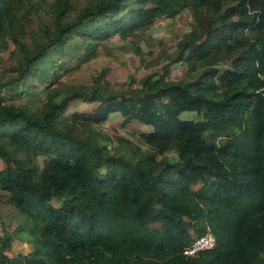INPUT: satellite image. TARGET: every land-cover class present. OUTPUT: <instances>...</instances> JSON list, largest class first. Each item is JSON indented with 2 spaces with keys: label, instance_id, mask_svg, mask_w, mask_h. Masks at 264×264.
I'll use <instances>...</instances> for the list:
<instances>
[{
  "label": "trees",
  "instance_id": "trees-1",
  "mask_svg": "<svg viewBox=\"0 0 264 264\" xmlns=\"http://www.w3.org/2000/svg\"><path fill=\"white\" fill-rule=\"evenodd\" d=\"M184 10L191 28L162 74L119 90L107 68L52 81L66 44L76 63L114 35L140 55L139 32ZM34 12L46 19L30 32ZM10 46L0 94L34 79L43 101L0 97V191L18 212L0 264H264V0H0ZM177 63L186 77L168 78ZM76 100L93 106L68 112ZM113 116L150 130L109 147L98 126ZM208 233L211 249L183 253ZM13 239L30 251L8 256Z\"/></svg>",
  "mask_w": 264,
  "mask_h": 264
},
{
  "label": "rangeland",
  "instance_id": "rangeland-1",
  "mask_svg": "<svg viewBox=\"0 0 264 264\" xmlns=\"http://www.w3.org/2000/svg\"><path fill=\"white\" fill-rule=\"evenodd\" d=\"M86 0H73L76 7H80ZM33 19L27 25L30 32L38 30L39 19L45 20L43 14L34 12ZM192 17L188 10L177 14L173 18H156L153 25L139 32L142 36L135 43L140 49V55L136 53L135 48L130 41L132 39H121L117 35L111 36L101 41V45L96 49H85L83 52L87 56L86 60L76 63V58L63 59V55L69 49V44L58 53L53 60L57 61L52 73V81H58L63 84H91V78L102 68H107L108 72L104 78L109 82L111 89L119 90L128 85L135 87L140 84L142 78L147 75L162 74L163 66L167 63L166 56H174L175 46L182 38L183 34L190 30ZM12 46L0 52V72L14 64L17 60L15 54L11 51ZM224 67V65H222ZM186 77L185 67L181 64L169 65L168 78L182 79ZM29 89L21 88V91H12L6 94H0L6 102L9 103H27V105L36 109L42 103V96H34L30 92L40 91L38 83L34 79L26 83ZM93 105L87 104L82 100L71 102L68 112L77 110L79 112L91 110ZM190 114H183L182 117H188ZM119 116L110 117L106 122L98 127L102 132L112 138L109 147L123 145L116 140V136L125 138L134 143H138L137 133L140 131H149L148 126L138 124L135 121L123 123ZM3 165L0 162V169ZM7 195L0 191V235L4 231L11 232L16 227L17 210L5 202ZM30 245L19 239H13L12 250L6 252L8 256L23 252H29Z\"/></svg>",
  "mask_w": 264,
  "mask_h": 264
},
{
  "label": "built area",
  "instance_id": "built-area-1",
  "mask_svg": "<svg viewBox=\"0 0 264 264\" xmlns=\"http://www.w3.org/2000/svg\"><path fill=\"white\" fill-rule=\"evenodd\" d=\"M215 245V239L212 234L208 233L196 237L186 248L183 253L185 255H194L200 251L211 249Z\"/></svg>",
  "mask_w": 264,
  "mask_h": 264
}]
</instances>
